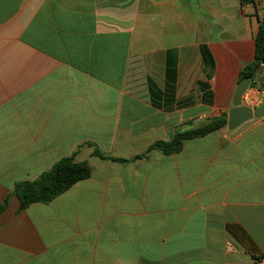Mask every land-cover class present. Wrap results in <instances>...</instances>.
I'll return each mask as SVG.
<instances>
[{
    "label": "crops",
    "instance_id": "0c3cea01",
    "mask_svg": "<svg viewBox=\"0 0 264 264\" xmlns=\"http://www.w3.org/2000/svg\"><path fill=\"white\" fill-rule=\"evenodd\" d=\"M262 14L264 0H0V264H264V117L108 159L227 115ZM255 81L252 109L264 64ZM70 157L90 176L20 210L14 185Z\"/></svg>",
    "mask_w": 264,
    "mask_h": 264
},
{
    "label": "trees",
    "instance_id": "16d2710c",
    "mask_svg": "<svg viewBox=\"0 0 264 264\" xmlns=\"http://www.w3.org/2000/svg\"><path fill=\"white\" fill-rule=\"evenodd\" d=\"M254 41V59L241 69L238 81L245 77H249L251 79L250 87L260 90V87L255 81V77L258 68L264 64V14L259 18L258 30ZM226 120L227 115H223L208 121L200 127L176 133L170 141H157L149 146L145 153L131 159L112 157L108 159L114 162L128 163L146 158L147 155L153 151L160 152L164 155L173 154L180 150L183 141L200 138L210 132L225 127ZM94 153L100 158L105 159L99 152L94 151ZM90 172L91 169L86 163L74 162L71 157L63 158L53 164L48 171L43 172L36 180L16 183L12 194L18 198L20 210L25 209L32 203L47 204L68 190L76 182L88 178ZM7 200L8 196L0 205V212L6 206Z\"/></svg>",
    "mask_w": 264,
    "mask_h": 264
},
{
    "label": "water",
    "instance_id": "95a60500",
    "mask_svg": "<svg viewBox=\"0 0 264 264\" xmlns=\"http://www.w3.org/2000/svg\"><path fill=\"white\" fill-rule=\"evenodd\" d=\"M250 81L249 77H245L236 84L232 97V108L228 111L226 120V127L229 131L237 129L251 119L264 117V103L254 109L242 105V96L249 88Z\"/></svg>",
    "mask_w": 264,
    "mask_h": 264
},
{
    "label": "built area",
    "instance_id": "2783aa9c",
    "mask_svg": "<svg viewBox=\"0 0 264 264\" xmlns=\"http://www.w3.org/2000/svg\"><path fill=\"white\" fill-rule=\"evenodd\" d=\"M248 4H252L255 7H259L260 0H240V11L242 13L246 11Z\"/></svg>",
    "mask_w": 264,
    "mask_h": 264
}]
</instances>
